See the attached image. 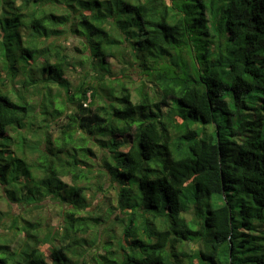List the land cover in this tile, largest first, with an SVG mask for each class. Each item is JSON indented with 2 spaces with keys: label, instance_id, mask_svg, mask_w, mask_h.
Returning a JSON list of instances; mask_svg holds the SVG:
<instances>
[{
  "label": "trees",
  "instance_id": "obj_1",
  "mask_svg": "<svg viewBox=\"0 0 264 264\" xmlns=\"http://www.w3.org/2000/svg\"><path fill=\"white\" fill-rule=\"evenodd\" d=\"M90 145L123 228L97 264H264V0H0V264L96 249Z\"/></svg>",
  "mask_w": 264,
  "mask_h": 264
},
{
  "label": "rangeland",
  "instance_id": "obj_2",
  "mask_svg": "<svg viewBox=\"0 0 264 264\" xmlns=\"http://www.w3.org/2000/svg\"><path fill=\"white\" fill-rule=\"evenodd\" d=\"M63 46L67 47L68 54L70 56L77 55V48L80 47L79 40L75 37H70L69 39H61L59 41ZM113 64V70L115 73H121V65H118L115 60H109ZM76 70L68 73L65 78L69 82L71 86V93L73 89L78 86L80 81H82L84 71H82L79 64H76ZM56 90V89H54ZM54 91L53 93H55ZM65 99V97H61L59 101ZM45 116L41 115L39 118L42 120ZM65 123V120L60 119L57 120L56 123L52 126L50 129V134L52 135L53 139H56L62 131V124ZM82 135V133L78 132L76 135V138H79ZM92 148L94 155L89 156V162L91 174L89 175L90 180L84 181L81 183L82 186L85 187V197L87 200L91 202L89 208L87 211L80 210L77 217L86 218V217H94L97 219V224L99 225V231L97 228H93L92 231H89L88 239H92L95 236H98L97 240V246L95 248H87V251L85 253V257L83 260H80L78 264H97L96 260L98 259V256H105L106 255V248H117V238L118 236H121V233L123 231L122 226L119 224V222L116 221V217L120 215V210L118 207V188L117 184L113 183L111 179H109L105 174L104 170L102 168V161L98 158L100 156V150L96 146L90 145ZM123 151H127V149H123ZM63 182H65L68 186L73 185L71 183V179L68 177L62 178ZM45 207H47V211L45 212L43 209L40 211H32L30 213L29 210H31V207L24 208L21 212L28 213L33 221L40 222L41 228H45V225L50 227H59L62 223H64V210L65 208L63 205L59 203H52V202H46ZM66 208H68L66 206ZM0 210L7 214L9 212V207L6 203L2 202L0 204ZM20 211L15 207L14 213L18 214ZM20 212V213H21ZM110 218V220H108ZM4 221L7 223V226L9 225L10 219L6 216L4 218ZM97 225V226H98ZM6 234L7 230L1 229L0 234ZM113 235V237H111ZM116 237V238H114ZM24 239V235L21 234L18 237V241L14 243L17 247L19 244H22ZM111 240V243L110 241ZM69 240L67 241V243ZM50 247L49 244H42L41 248L43 250H47ZM76 259V258H75ZM101 260V259H99ZM76 261V260H75Z\"/></svg>",
  "mask_w": 264,
  "mask_h": 264
},
{
  "label": "built area",
  "instance_id": "obj_3",
  "mask_svg": "<svg viewBox=\"0 0 264 264\" xmlns=\"http://www.w3.org/2000/svg\"><path fill=\"white\" fill-rule=\"evenodd\" d=\"M86 106V105H85Z\"/></svg>",
  "mask_w": 264,
  "mask_h": 264
}]
</instances>
